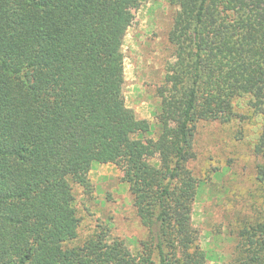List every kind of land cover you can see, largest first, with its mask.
<instances>
[{
  "label": "trees",
  "instance_id": "trees-1",
  "mask_svg": "<svg viewBox=\"0 0 264 264\" xmlns=\"http://www.w3.org/2000/svg\"><path fill=\"white\" fill-rule=\"evenodd\" d=\"M142 0H0V264H204L187 214L200 121L228 122L250 96L264 195V0H170L178 9L156 114L125 106L122 46ZM157 154L156 163H151ZM123 168L147 238L133 253L101 229L81 245L74 187L94 163ZM234 264H264V219L239 232Z\"/></svg>",
  "mask_w": 264,
  "mask_h": 264
},
{
  "label": "rangeland",
  "instance_id": "rangeland-1",
  "mask_svg": "<svg viewBox=\"0 0 264 264\" xmlns=\"http://www.w3.org/2000/svg\"><path fill=\"white\" fill-rule=\"evenodd\" d=\"M178 7L170 0H142L124 38L125 106L137 118L146 119L155 139L160 133L156 120L166 71L174 62L168 41ZM251 97L233 101L234 117L228 122L200 121L194 138L195 159L188 164L199 180L195 200L189 205L194 244L206 254L204 264H234L240 230L264 219V195L256 178L261 162L255 147L262 117L250 106ZM157 154L151 159L156 163ZM92 192L75 186V208L79 217L78 236L71 245H81L102 228L135 253L147 238L132 205L123 168L112 162L97 164L86 173Z\"/></svg>",
  "mask_w": 264,
  "mask_h": 264
}]
</instances>
